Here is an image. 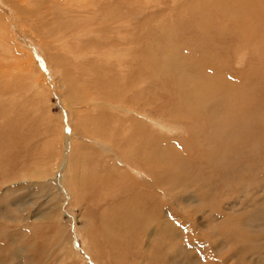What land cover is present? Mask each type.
<instances>
[{
	"label": "rangeland",
	"instance_id": "rangeland-1",
	"mask_svg": "<svg viewBox=\"0 0 264 264\" xmlns=\"http://www.w3.org/2000/svg\"><path fill=\"white\" fill-rule=\"evenodd\" d=\"M104 2L106 9L116 3L121 12L126 11L107 32L93 23L95 32H106L108 40L98 42L99 37L92 36L87 43L88 36L83 35L74 50L87 55L70 58L69 68L52 69V58L42 54L37 42L45 24L33 22L36 17L18 24L13 10L0 0V25L7 26V37L26 65L25 74L34 71L26 75L32 76L26 79V88L21 87L17 62L0 51V264H264V0ZM249 5L261 8L262 20L247 12L252 11ZM36 9L28 10L35 13ZM122 20L125 26L117 24ZM72 25L77 26L75 32L90 27V23ZM73 29L62 35L74 34ZM3 44L5 49L8 43ZM153 48L158 55L157 73L161 72L156 78L147 67ZM172 50L186 56L190 73L200 66L197 79L212 85L208 105L189 109L181 100L183 95L163 79L161 65ZM242 51L247 52L241 54L247 57L244 63L238 56ZM92 52L96 54L89 56ZM122 100L135 112L164 124L180 123L186 130L162 133L138 117L124 116L121 108L112 112L108 105L92 104ZM219 115L225 133L210 128L212 118ZM85 133L109 139L116 152L129 155L130 163L140 166V175L132 176L131 164L125 168L113 162L114 154L85 148L76 139ZM147 155L164 171L157 170L163 176L161 185L175 188L176 202L162 193L153 197L155 174L148 173ZM72 189L78 196H71ZM144 198L154 205L151 215L140 207ZM173 204L176 216L169 219ZM184 207L188 208L183 212ZM51 210L63 212L64 228L70 230L67 235L48 219L47 214L54 218ZM134 212L139 216L132 218ZM41 216L44 221L38 220ZM136 217L141 221L138 227L147 224L151 235L130 237L134 254L141 245L145 244L143 254L151 244H162L159 237L150 240L156 229L164 228L165 233L173 227L174 237L182 238L175 245H162L156 260L128 259L125 249L114 246L121 241L122 231L131 232L124 236L132 235ZM168 219H173V225ZM130 239L124 238L125 243ZM97 252L101 256L95 257ZM107 252H112L111 259Z\"/></svg>",
	"mask_w": 264,
	"mask_h": 264
},
{
	"label": "bare ground",
	"instance_id": "bare-ground-1",
	"mask_svg": "<svg viewBox=\"0 0 264 264\" xmlns=\"http://www.w3.org/2000/svg\"><path fill=\"white\" fill-rule=\"evenodd\" d=\"M5 4L9 5L10 8L13 10V14L15 15V18L17 21H19L18 24H20V22H22L23 20H27L29 22H31V20L33 18H35L33 20V22H37V21H40V23H43L45 24L44 25V28L41 29V35H40V41H37L38 42V45L39 47L41 48L42 50V54L46 55L47 56V53L48 55L52 58V64H49V66H51L50 68L53 69V67H56L57 65H60L59 67H63V65H66L67 67L70 66L71 64V59L72 60H80L82 59L83 57H85L87 55V53H81V52H76L74 50L75 48V45H77V43H81V40H82V37L83 35H86L88 36V42L90 41V38L92 36H95V37H99L98 38V42L99 41H102L104 39V41H107L108 38H109V35L108 36H105L106 35V32L107 30L110 28V25L114 23L115 19H118L120 16L122 15H126V11L125 12H121L119 9H120V6H116V3L113 4V6L109 7L108 9H106V2H104V0H3ZM2 3V2H1ZM131 3V2H130ZM134 3V2H133ZM133 3H131L130 5H132ZM117 5H121L123 6L122 4H117ZM127 7V5H125ZM248 7L251 8L252 11H246L249 13V12H253L254 14V18L256 17V19H258L257 17L260 16L258 15L259 11L256 7L254 6H251L249 5ZM29 8L31 9H34V8H37L36 9V14L34 13V11H30L28 10ZM264 8V7H263ZM106 9V10H104ZM261 9V8H260ZM259 9V10H260ZM124 13V14H123ZM252 14V13H251ZM260 14V13H259ZM261 17L263 18V16L261 15L259 18L261 19ZM83 19V20H81ZM15 20V21H16ZM262 20V19H261ZM264 20V19H263ZM126 21V20H125ZM98 22L97 24L99 25V27L102 28V30L106 31L104 34H101L102 32L101 31H96L95 32V29L93 27H95L93 23H96ZM73 23H82L83 27L84 25H86L87 23H90V27H87V28H83V30H80L81 32H75L74 30L76 29H73V28H77V26H74L71 24ZM117 24H120V25H124V20L122 21H119ZM116 24V25H117ZM21 25H19L20 27ZM47 26H50V27H47ZM119 26V25H118ZM6 25H3L1 24L0 25V51L3 50V52L8 55L9 57H12L13 59H15L14 61H16V65L17 69H18V72L19 70L21 71L22 75H17V72L15 71L14 75L20 79V85L21 87H24L26 88V83H28L26 81L27 77L26 78V75L31 72L27 71V73L25 74L26 72V65L25 64H21V59L20 56L18 55L17 51H16V48H15V45L11 42L12 41V38L11 37H7L9 34H7V32H5V29H6ZM10 27V26H9ZM47 27V28H46ZM51 27H53L52 29H50ZM129 27V26H128ZM25 28V27H24ZM40 28V27H39ZM118 28V27H117ZM4 29V30H2ZM10 29V28H9ZM46 29L49 31V32H46ZM70 29H73V33L72 35H69V36H65L64 34L62 35V31H70ZM4 31V32H2ZM10 32V31H8ZM36 33V32H35ZM69 33V34H70ZM140 33V32H139ZM7 34V35H6ZM39 34V33H38ZM36 35V34H35ZM7 37V38H6ZM135 37V36H134ZM133 38V37H132ZM136 39V38H135ZM134 40V39H133ZM139 41V39L137 40ZM7 42L8 46L5 47V49H3L2 47H4V44ZM17 42V41H16ZM141 42V41H140ZM27 43V42H26ZM86 43V44H87ZM117 43V42H116ZM119 43V42H118ZM133 43V41H132ZM69 44L71 46H69ZM19 45V44H17ZM16 45V46H17ZM22 44L19 45L20 49H21V46ZM126 45V44H125ZM31 46V45H30ZM91 46V45H90ZM23 48V47H22ZM32 48V47H31ZM256 51L258 52L259 51V48L256 46ZM93 49V48H92ZM28 51V50H27ZM33 51V50H31ZM50 51V52H49ZM53 51H58L59 53L56 54H53ZM260 52V51H259ZM96 53L95 52H92L89 54V56L91 55H95ZM98 55H101V54H104V53H97ZM241 54H245L247 56V52H243L242 53H239L238 56H239V61L244 63L243 59H244V55L242 56ZM32 55V54H30ZM1 56L3 57V55L1 54ZM35 56V55H34ZM67 56H69L67 58ZM195 56V55H194ZM31 57V56H30ZM95 57V56H94ZM186 56H184L182 54V52H177V51H170L169 52V55H168V58L166 59L165 61V64L164 65H161V70L164 72L163 74V79L170 83L172 86L176 87L177 91H178V94H182L183 96L180 95L181 97V100L182 102H186V106L190 109H194V110H197L198 108H202L206 105L209 104L210 100L213 98V93H212V85L211 84H206V82H201L199 81L197 78H198V68L200 66H195L193 67L192 69V72L190 73V63L188 61H186ZM197 57V56H196ZM195 57V58H196ZM1 58V57H0ZM7 58V57H6ZM199 58V57H198ZM197 58V59H198ZM247 58V57H246ZM245 58V59H246ZM12 59V60H13ZM26 59V58H25ZM244 59V60H245ZM34 60V59H33ZM33 60L31 59L30 63L33 64ZM8 61V60H7ZM12 61V62H14ZM3 62L4 59H3ZM2 62V63H3ZM74 62V61H73ZM77 62V61H76ZM193 62V61H192ZM199 62L201 63L202 61L199 60ZM79 63V62H78ZM194 63V62H193ZM15 64V63H14ZM13 64V65H14ZM145 64V63H144ZM147 64H148V70H150L151 72L155 73L154 74V77L156 78L157 75H161V72H158V55H157V52L154 50L153 48V53L152 54H149L148 55V58H147ZM6 64H4L5 66ZM197 65V64H196ZM9 67V66H8ZM10 67H14L12 66V64H10ZM11 68V69H12ZM69 68V67H68ZM9 68V71L11 70ZM28 69H32V67L28 68ZM55 69V68H54ZM62 69V68H61ZM57 70V69H55ZM34 72V71H33ZM32 72V73H33ZM35 72H38V71H35ZM68 72V71H67ZM141 72V76H142V73H144L143 71H140ZM9 73V72H8ZM31 73V74H32ZM40 72H38L39 74ZM44 73V72H43ZM20 74V72H19ZM6 76V75H5ZM28 76V75H27ZM31 76V75H30ZM42 76V73L41 75ZM32 78V76H31ZM29 78V79H31ZM39 78V77H38ZM28 79V81H30ZM37 79V77H36ZM18 80V79H17ZM32 80V79H31ZM40 80V85H42L41 83V78L39 79ZM45 80V79H44ZM35 81V80H34ZM152 81V80H151ZM155 81V79H154ZM46 82V81H45ZM36 83V82H35ZM17 84V82H16ZM19 84V83H18ZM38 84V82H37ZM45 84V83H44ZM39 85V84H38ZM46 87V85L44 86V88ZM34 89V88H33ZM30 91V90H29ZM44 93V92H43ZM44 96V95H43ZM236 96V95H235ZM209 97H211L210 99H208ZM217 97V96H216ZM214 97V98H216ZM48 99V98H47ZM230 99V98H229ZM190 100L193 101V103H190ZM40 101V100H39ZM48 102V100H46ZM41 102V101H40ZM43 102V101H42ZM41 102V103H42ZM100 102V101H99ZM213 102V101H212ZM39 103V102H38ZM46 103V102H44ZM43 104V103H42ZM93 106H97L99 107L102 106V107H107L108 105V108L110 111L112 112H119L120 109H116L115 108H121V110H123L124 112V116H135V117H138L140 119H142V121L140 122H144L145 123H149L150 124V127H152L153 129H157L158 131H161L162 133H167V134H171V133H181L183 134V132H185V128L184 127H181V124L180 123H172V122H169L167 121V123H162L160 121V119L158 118H152L150 115L146 114V113H138V112H135L132 108H127L125 107L124 105H126V102L125 101H116V102H109V103H104V104H101L98 103V102H93L92 103ZM214 106H216L214 103L212 104ZM224 106L226 107V105L224 104ZM88 107V106H87ZM106 108V109H108ZM215 108V107H214ZM205 108H203L204 110ZM190 111V110H189ZM83 113V111H82ZM85 113V112H84ZM218 113V112H217ZM245 113V112H244ZM228 114V113H226ZM84 116H86L84 114ZM231 116V115H230ZM149 118V119H148ZM214 118V119H213ZM212 120L214 122H211L212 124L210 125V128L213 129L214 132H216V130H218L219 132L222 131V132H226L225 131V127H223V124L221 121V117L220 115L218 117H213ZM228 117H224V121L227 119ZM147 120V121H146ZM211 120V121H212ZM77 122V121H76ZM83 122V121H82ZM79 124V123H78ZM84 125V123H83ZM146 125V124H144ZM79 126V125H78ZM148 126V125H147ZM84 128V127H83ZM91 128V127H90ZM144 128H148V127H144ZM155 131V130H151L150 128L148 129L149 132H152L154 134H158L159 132L158 131ZM80 134V133H78ZM95 137V136H94ZM90 135H87L85 133V135H80L79 137L77 136L76 139H78V141H83V144H84V147L85 148H92V149H97L99 148L100 151H102V153L104 155L106 154H114L113 156V162H114V159L116 160V162L122 166H124L125 168L127 167L128 168V164H131L133 163L132 160H131V157H129V155L127 154H121L120 152H116V145H113V143L105 138L104 139V136H101V134H96V137L94 138ZM75 139V138H74ZM72 142V141H71ZM91 143L94 145H91ZM140 144V143H139ZM143 144V143H142ZM132 145V144H131ZM145 145V144H143ZM143 145H140L143 146ZM72 146V144H71ZM61 147V146H60ZM81 147V146H79ZM133 149H134V144H133ZM145 148V146H143ZM143 147H141V149H144ZM131 148V147H130ZM61 149V148H60ZM62 150V149H61ZM132 150V149H131ZM138 150V149H137ZM119 151V150H118ZM142 152V151H140ZM134 154V153H133ZM145 156V154L143 155V157ZM112 157V156H111ZM80 158V157H79ZM112 159V158H111ZM156 159V158H155ZM145 160V159H144ZM131 162V163H130ZM146 165L147 167L149 168V172L150 175H151V172H153L155 175V180L154 178H152L153 180H151L153 186L155 188H153L151 185L150 188H153V190L157 191V194H153V197H157L158 196V193H162L164 194L166 197H169L170 199H172V201L176 202V198H174V192H175V188L173 189L172 187H169L170 184H166L167 186H163V184L161 185V182L163 180V176L160 175V173L157 171H163V169H157V164L152 161L149 156L147 155V159H146ZM132 165V164H131ZM134 165V164H133ZM132 165V166H133ZM145 165V166H146ZM140 167V166H138ZM137 166H133L134 169H131L132 172H134L135 174H132V176L135 177V175H140V169L138 168ZM130 168V167H129ZM146 168V169H148ZM124 169V168H123ZM125 170V169H124ZM164 172V171H163ZM157 175V176H156ZM128 176V175H126ZM131 176V177H132ZM147 177L150 179L151 176H149L147 174ZM157 178H162V179H156ZM136 178V177H135ZM128 180V178H127ZM130 180V179H129ZM132 180V179H131ZM145 180V179H144ZM168 180V179H167ZM172 180V179H171ZM174 180H177V179H173ZM169 181V180H168ZM129 182V181H128ZM146 182H147V179H146ZM127 183V182H126ZM135 183V182H134ZM143 183V182H142ZM148 185H149V182H147ZM178 183V182H176ZM43 184V182H42ZM46 184V183H45ZM146 184V183H145ZM165 184V183H164ZM174 184V182H173ZM128 185V184H127ZM147 185V186H148ZM178 185V184H177ZM138 186V185H137ZM143 186V185H142ZM158 186H161L163 188H167V189H163V190H159ZM173 186V185H172ZM181 186V185H180ZM179 186V187H180ZM73 188V186L70 187V189ZM148 188V187H147ZM179 189V188H178ZM9 190V189H8ZM76 190L75 189H72L71 190V196H75L77 194V191L75 192ZM150 191V189L148 190ZM144 192V191H143ZM151 194V193H150ZM149 194V195H150ZM142 195V194H141ZM145 195V194H144ZM78 196V194H77ZM151 196V195H150ZM179 196V195H178ZM142 197V196H141ZM149 197V196H148ZM122 197H120L119 199H121ZM124 198V197H123ZM136 198V197H135ZM77 199V198H76ZM146 198H144L143 202L142 203H139L140 204V207L141 209H146L148 211V213H150L149 215H151V213H154V205H149L148 204V200L146 201L145 200ZM114 200H118V197L117 195L115 196ZM128 200V199H127ZM133 200V199H132ZM136 200V199H135ZM141 200V199H140ZM151 200V199H150ZM112 201V200H111ZM115 201V202H116ZM120 201V200H119ZM131 201V199H130ZM138 201V200H137ZM136 202V201H135ZM151 202V201H150ZM154 202V201H153ZM122 203H123V200H122ZM171 203V202H170ZM136 204V203H135ZM165 204V203H164ZM125 206V205H124ZM169 206V205H168ZM175 206V204H173V206H171L172 210L174 212H172L170 216H168V218L170 219L172 216L175 217L176 215V209H173ZM129 207V206H128ZM136 207V205H135ZM138 207V206H137ZM167 207V206H166ZM190 207V206H188ZM188 207H184L182 208L181 210L184 212L185 209H187ZM176 208V207H175ZM126 209V208H125ZM140 209V208H139ZM167 209V208H166ZM54 210H57L56 209V206H55V209ZM133 210V208H132ZM138 210V209H136ZM52 213H53V217L50 216V214H47L48 216V219H52L54 221H56L58 223V225H60L64 231L61 232V234L64 232L66 233L67 231H70L68 230V228H64V223H63V220H62V215H63V212L62 211H53L51 210ZM156 211V210H155ZM170 211V210H169ZM190 211V210H188ZM186 210V212H188ZM128 213V212H127ZM137 213V212H136ZM134 212V214H132V218L133 216L136 214ZM160 213V212H159ZM130 214V213H129ZM147 214V213H145ZM148 215V214H147ZM129 216V215H128ZM135 216H139V214L135 215ZM134 216V217H135ZM142 216V215H141ZM141 216H140V219H141ZM153 216V214H152ZM152 216H150L151 219H149V216H147V219L151 222L153 219H152ZM146 217V215H145ZM123 218V217H122ZM131 218V219H132ZM138 217H136V219H133L135 221V227L133 228V232H132V235L130 236L129 235H126L124 236L123 234H126L127 232L126 231H122V233H119L121 235L120 239L121 241H119V243L117 244V246H114V248H118L121 250H126V251H123V254L126 258L128 259H138V258H141V259H148L149 260H156V255L155 253H158L164 246V244L168 245V246H172V245H175L177 244V242L179 241L180 238H182V236L180 235L181 233H178L180 236L178 237H174V233H175V230L173 227H169V228H166V232L164 233V228L163 229H156V231H152V234L154 237L153 239L151 238L150 240L152 241H155L156 240V237H159L161 240H162V244L160 243H153L149 246V249L146 248L145 249V253H149L148 255L145 254V253H141V249L145 246L141 245L142 248H139L140 250H137L139 252H137L136 254L133 253V251H130L133 247L129 248L130 245H131V239L130 237L133 239L134 236L136 238V234L138 235V237H146L150 234V232L147 230V224H146V227H138L139 223L141 222L140 220L137 219ZM129 219V218H128ZM145 218V221L147 220ZM168 219V220H169ZM38 220H43L44 221V216H41L38 218ZM46 220H47V217H46ZM45 220V221H46ZM122 220V219H121ZM173 220V219H172ZM172 220H169L170 222H172ZM256 220V219H255ZM125 221V220H124ZM140 221V222H139ZM122 222V221H121ZM131 222V221H129ZM149 222V223H150ZM128 223V222H127ZM165 223V222H164ZM128 224H131V223H128ZM141 224V223H140ZM160 225V224H159ZM172 225H173V222H172ZM171 225V226H172ZM72 226H75V223H73ZM170 226V225H169ZM130 227V226H128ZM160 227V226H159ZM176 227V226H175ZM121 228L122 227V224H121ZM150 228V227H149ZM132 229V228H131ZM177 229V228H176ZM62 230V229H61ZM125 230V229H124ZM150 230V229H149ZM153 230V229H152ZM174 231V232H173ZM190 231V230H189ZM130 232V231H129ZM128 232V233H129ZM188 232V231H187ZM69 233V232H68ZM93 233V232H92ZM131 233V232H130ZM143 233V234H142ZM171 234L170 237H167L168 234ZM70 234V233H69ZM94 234V233H93ZM190 234V233H189ZM67 235V233H66ZM71 235V234H70ZM187 235V234H186ZM62 236V235H61ZM69 236V235H68ZM72 236V235H71ZM70 236V237H71ZM88 236V234H87ZM124 236V237H122ZM60 237V236H58ZM187 238L188 235L186 236ZM72 238V237H71ZM89 238V237H88ZM123 238V239H122ZM124 238H128L130 239L129 242L125 243L124 241ZM116 241L118 242V238H116ZM184 239V238H183ZM185 241V240H184ZM132 242H135V240ZM141 242V241H140ZM181 243V242H180ZM142 244V243H141ZM92 245V244H91ZM122 245V246H121ZM147 245V244H146ZM127 246V247H125ZM140 246V245H139ZM148 246V245H147ZM120 247V248H119ZM99 250V249H98ZM97 250V251H98ZM63 252V251H62ZM99 252V251H98ZM97 252V253H98ZM113 252V253H112ZM111 253L112 254H115L114 252L115 251H112ZM64 253V252H63ZM101 253V252H100ZM108 253V252H107ZM111 253H108V257L111 259L112 255ZM117 253V252H116ZM123 254L121 256H123ZM101 256L99 253L96 254L95 257L97 256ZM116 256L118 257L119 254H116ZM65 257V256H64ZM67 257V256H66ZM78 257V255H77ZM91 257L93 258V262H96L95 261V257L94 255L92 256L91 254ZM124 257V258H125ZM111 262V260H110ZM102 263V261H101ZM104 263V262H103ZM102 263V264H103ZM82 264V263H81Z\"/></svg>",
	"mask_w": 264,
	"mask_h": 264
}]
</instances>
